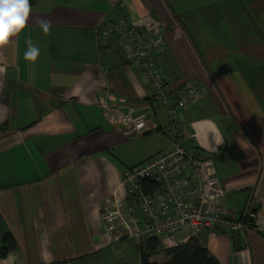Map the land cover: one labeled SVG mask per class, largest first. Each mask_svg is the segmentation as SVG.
<instances>
[{
    "label": "crops",
    "instance_id": "0c3cea01",
    "mask_svg": "<svg viewBox=\"0 0 264 264\" xmlns=\"http://www.w3.org/2000/svg\"><path fill=\"white\" fill-rule=\"evenodd\" d=\"M119 19L161 26L166 47L153 58L165 82L205 89L178 113L180 142L212 159L225 208L255 213L240 249L218 231L196 238L219 264H264V0H36L0 52V240L14 243L0 264H140L134 239L106 231L103 208L123 196L126 169L169 146V121L118 39L100 43L99 28ZM109 98L152 105L150 130L129 138L105 121Z\"/></svg>",
    "mask_w": 264,
    "mask_h": 264
},
{
    "label": "built area",
    "instance_id": "2783aa9c",
    "mask_svg": "<svg viewBox=\"0 0 264 264\" xmlns=\"http://www.w3.org/2000/svg\"><path fill=\"white\" fill-rule=\"evenodd\" d=\"M98 34L103 45L111 38L118 39L129 63L149 87L151 102L165 109L169 121L164 133L170 138L169 146L126 169L121 176L123 196L106 201L103 220L113 240L128 237L142 247L148 238H156L168 248L200 232L218 231L241 238L247 230H254L247 224L254 220L250 204L241 212L225 208V191L212 159L203 150L180 142L178 113L195 104L205 89L188 84L172 91L165 82L153 58L166 47L161 26L142 28L119 19L100 27ZM100 108L105 121L129 138L151 128L152 105L139 110L109 98L100 103ZM149 184L155 188L151 190ZM180 232L184 236L177 240Z\"/></svg>",
    "mask_w": 264,
    "mask_h": 264
},
{
    "label": "trees",
    "instance_id": "16d2710c",
    "mask_svg": "<svg viewBox=\"0 0 264 264\" xmlns=\"http://www.w3.org/2000/svg\"><path fill=\"white\" fill-rule=\"evenodd\" d=\"M36 0H30L31 7ZM151 190L155 188L149 184ZM255 215V213H254ZM255 229L254 220L247 222ZM235 249L242 248L240 236L230 235ZM14 247L10 235H5L0 240V258L4 257ZM140 264H219L217 259L198 241L196 237L188 238L184 243L174 247L164 248L156 238H148L144 246H137Z\"/></svg>",
    "mask_w": 264,
    "mask_h": 264
},
{
    "label": "clouds",
    "instance_id": "9594fccd",
    "mask_svg": "<svg viewBox=\"0 0 264 264\" xmlns=\"http://www.w3.org/2000/svg\"><path fill=\"white\" fill-rule=\"evenodd\" d=\"M32 13L30 0H0V52L11 47L13 38L19 37L29 27V20ZM39 27L44 34L51 29V21L40 19ZM27 50L24 59L33 65L40 55V49L31 40L27 41ZM223 143L217 140V147Z\"/></svg>",
    "mask_w": 264,
    "mask_h": 264
},
{
    "label": "rangeland",
    "instance_id": "374dc122",
    "mask_svg": "<svg viewBox=\"0 0 264 264\" xmlns=\"http://www.w3.org/2000/svg\"><path fill=\"white\" fill-rule=\"evenodd\" d=\"M213 165H214V162H213ZM214 168H215V165H214ZM215 171H216V169H215ZM226 199H231L236 205L237 202H239V204H240L242 197L241 196H237V194H230V195L228 194V196L225 198V200ZM242 204H243V202H242ZM242 204H240V205L242 206ZM239 209L240 210H238V212H241L242 211V207L239 208ZM234 212H237V210H234ZM181 236L182 237L184 236L183 233L177 234V238H181Z\"/></svg>",
    "mask_w": 264,
    "mask_h": 264
},
{
    "label": "flooded vegetation",
    "instance_id": "af4514ba",
    "mask_svg": "<svg viewBox=\"0 0 264 264\" xmlns=\"http://www.w3.org/2000/svg\"><path fill=\"white\" fill-rule=\"evenodd\" d=\"M251 212H252V214H254V212H253L252 208H251ZM254 220H255V215H254Z\"/></svg>",
    "mask_w": 264,
    "mask_h": 264
}]
</instances>
